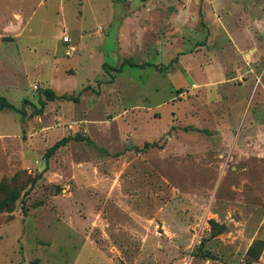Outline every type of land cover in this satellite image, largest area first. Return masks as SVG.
<instances>
[{"label": "rangeland", "instance_id": "obj_1", "mask_svg": "<svg viewBox=\"0 0 264 264\" xmlns=\"http://www.w3.org/2000/svg\"><path fill=\"white\" fill-rule=\"evenodd\" d=\"M106 1L0 0V97L86 88L0 111V264H264V0Z\"/></svg>", "mask_w": 264, "mask_h": 264}, {"label": "trees", "instance_id": "obj_2", "mask_svg": "<svg viewBox=\"0 0 264 264\" xmlns=\"http://www.w3.org/2000/svg\"><path fill=\"white\" fill-rule=\"evenodd\" d=\"M103 69H105V65L102 66ZM111 81V80H110ZM107 81V82H110ZM85 89H82L76 96H67V95H56L51 89H41L40 90V98L38 100L39 108H36L34 105H32L28 100L23 99L22 105L20 108H17L10 104L4 97H0V111L1 110H9L16 114H18L20 117L24 118L27 115L26 106H31L33 108L32 114L34 115H40L43 112V108L45 107L47 102H52L55 100H65L69 102H78L79 96L82 92H84ZM187 129V128H186ZM195 130V129H192ZM75 141V142H86L87 145L92 146L97 152L99 153H105L103 149L98 148L91 139H89L87 136L82 135L80 133H76L73 136H66L55 142L48 150L45 152L43 158L45 160V165H47L48 160L51 158V156L54 155V153L60 149L61 147L66 146L69 142ZM156 142L154 143H145L140 150L148 149V148H156ZM41 175H38L37 177L33 178L31 180L30 186L34 185L36 181L40 178ZM0 190L4 192V197L2 201L0 202V209L4 208L6 210H12L13 205L15 201L18 199L19 194L17 190L14 187H7L4 185L0 186Z\"/></svg>", "mask_w": 264, "mask_h": 264}, {"label": "crops", "instance_id": "obj_3", "mask_svg": "<svg viewBox=\"0 0 264 264\" xmlns=\"http://www.w3.org/2000/svg\"><path fill=\"white\" fill-rule=\"evenodd\" d=\"M88 1L90 2V5H91L90 8H91V10L93 12L98 11L97 10V3L95 2L96 0H88ZM154 1L155 0H130L129 1L130 2L129 4H130V7L131 6H134V8L131 9L132 11L137 12L140 7L142 8L143 11H150L152 9V7L154 6L153 5ZM232 1H235L236 3H239V4L243 3V0H232ZM119 2H120V0H107L105 3H103L104 4L103 6H104V8H107L108 9V13H113V11L115 9V6H117L119 4ZM212 2H213L212 4L211 3H208L209 5L203 7L204 17H205V21L206 22H208V11H207L206 7L209 10V14H210L209 17L212 14H214V13L216 15V12L217 11H219V10L221 11V9H224L222 7V5H221V0H212ZM239 24H241V25H239V27L240 26L243 27V28H246L247 27V25L244 22H240ZM244 24H245V26H244ZM245 31H247V30H245ZM233 41H234V38H233ZM234 48H236L235 49L236 51H239L240 50L235 41H234ZM83 89H86V88H83Z\"/></svg>", "mask_w": 264, "mask_h": 264}, {"label": "water", "instance_id": "obj_4", "mask_svg": "<svg viewBox=\"0 0 264 264\" xmlns=\"http://www.w3.org/2000/svg\"><path fill=\"white\" fill-rule=\"evenodd\" d=\"M44 164H45V160H44Z\"/></svg>", "mask_w": 264, "mask_h": 264}, {"label": "built area", "instance_id": "obj_5", "mask_svg": "<svg viewBox=\"0 0 264 264\" xmlns=\"http://www.w3.org/2000/svg\"><path fill=\"white\" fill-rule=\"evenodd\" d=\"M67 41V39H65Z\"/></svg>", "mask_w": 264, "mask_h": 264}]
</instances>
